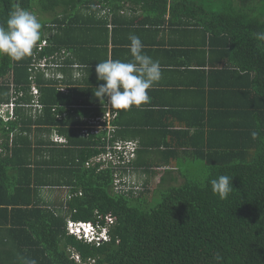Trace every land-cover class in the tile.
I'll return each instance as SVG.
<instances>
[{
  "label": "trees",
  "instance_id": "obj_1",
  "mask_svg": "<svg viewBox=\"0 0 264 264\" xmlns=\"http://www.w3.org/2000/svg\"><path fill=\"white\" fill-rule=\"evenodd\" d=\"M124 2L150 17L169 15L177 24L185 16L197 25L203 22L212 37L224 36L234 50L229 54L239 58L238 81L226 75L220 82L207 115L187 133V150L165 157L175 167L162 170L165 176L157 185L152 178L160 170L139 171L136 161L116 179L113 167H85L107 144L124 141L118 138L119 114L109 110L116 130L112 138L107 131L98 141L80 138L88 121L98 118L95 108L82 106L83 98L101 105L104 99L94 91L104 82L70 84L61 93L62 76L49 71L52 59L72 63L62 58L70 50L54 54L45 47L54 28L69 30L82 7L102 11L104 5ZM17 6L54 18L41 23V38L30 56L17 62L0 55V109L6 106L5 113L13 105L0 114L5 155H0V193L12 199L6 202L0 195V264H264V48L254 38L264 31V0H0V24ZM56 8L63 10L55 17ZM50 125H59L53 134L60 140ZM253 131L259 133L255 140ZM139 149L140 143L136 153L154 162L147 158L152 156L148 147L147 153ZM134 174L147 178L140 183ZM221 175L233 178L224 199L213 194L210 183ZM64 188L69 189L65 202L44 200L45 189ZM107 218L112 219L108 241L89 242L67 231L69 220L105 226Z\"/></svg>",
  "mask_w": 264,
  "mask_h": 264
},
{
  "label": "crops",
  "instance_id": "obj_2",
  "mask_svg": "<svg viewBox=\"0 0 264 264\" xmlns=\"http://www.w3.org/2000/svg\"><path fill=\"white\" fill-rule=\"evenodd\" d=\"M109 5L110 7H104L107 6L104 5L102 11L95 10L94 5H89L82 10V13L80 12L81 16L70 25L69 30H66L67 27L63 28L64 25L59 26L62 30L58 27L54 28L51 38L45 40L47 42L45 47L55 49L54 54L61 48L70 50L71 53L64 54L62 58L69 57L68 60L72 63L66 64V61L64 63L61 61L59 64L54 63L52 59L48 61L49 71L56 77L62 76L63 82L59 81V85L65 91L61 93H67L70 84H75V87L77 85L82 87L83 84L96 85V80L98 81L96 64L107 59L130 61L132 57L128 47L129 36L134 34L140 38L144 46L143 53L159 61L162 68L161 80L148 90L147 103L139 108L133 106L129 110H115L107 99H104L101 104L104 109H100L98 100L96 103H87L88 98L84 96L82 106L95 108L97 111L94 113H97V117H104L106 113H111L109 110L118 112L120 117L117 124L118 138L140 143L139 152L147 153L144 148L148 147L149 154L152 156L146 157L153 159L154 162L147 161L137 154L136 168L141 171L148 166L160 170L152 178L154 179L152 183L157 185L165 176L161 173L162 170L175 167L174 161L165 162V157L170 153L187 150V133L190 136L195 131L194 124L207 115L210 104L217 99L220 82L226 79V75L234 79L237 77L239 58L229 54L234 50L230 44L226 43L225 37L221 35L212 37L203 22L197 25L195 24L197 22L185 16L183 20L181 19L183 23L181 25L172 22L169 15L162 19L150 17L139 8L131 7L128 2L121 3L119 6ZM88 10L90 12L85 13ZM49 53L51 57L53 53ZM81 60L87 62L83 63ZM55 64L58 66L53 67ZM61 66L62 69L59 68ZM223 71L226 73L223 74ZM30 106L29 103L27 108H33V105ZM67 107L72 108V106H65ZM59 116L68 118L65 114ZM60 117L57 119L61 120ZM47 128H50L52 135L59 133L60 130L59 125H50ZM13 139L14 134L11 135V144ZM1 144L0 136V155L4 158ZM35 146L34 144V149ZM174 170L173 175L178 179L177 182H180L181 174L177 169ZM132 178L144 183L147 176L134 174ZM132 178L130 176V179ZM3 186L1 184L0 189ZM68 194V188L45 189L43 198L45 201L57 202L60 205L68 198ZM2 196L6 202L12 201L7 194Z\"/></svg>",
  "mask_w": 264,
  "mask_h": 264
},
{
  "label": "clouds",
  "instance_id": "obj_3",
  "mask_svg": "<svg viewBox=\"0 0 264 264\" xmlns=\"http://www.w3.org/2000/svg\"><path fill=\"white\" fill-rule=\"evenodd\" d=\"M41 28L42 25L35 14L19 6L15 7L9 13L6 24H0V55L17 62L30 56L41 38ZM254 38L259 42L258 48H264V31L255 33ZM129 39L128 47L132 57L130 61L107 59L97 63L95 68L98 80L104 83L96 88L94 96L100 100L107 99L115 110H129L133 106L139 108L147 103L148 90L162 78L160 62L143 53L144 46L140 38L133 34L129 36ZM5 108L6 106L1 107L3 110ZM10 108L5 111V114ZM251 135L255 140L259 133L253 131ZM232 179L225 175L212 179L210 183L213 194L221 199L226 198L233 188ZM111 221L112 219L107 218L106 225L102 226L93 221L69 220L67 231L70 235L89 242L108 241ZM73 225L79 229V232H75ZM98 234L100 235L97 238Z\"/></svg>",
  "mask_w": 264,
  "mask_h": 264
},
{
  "label": "built area",
  "instance_id": "obj_4",
  "mask_svg": "<svg viewBox=\"0 0 264 264\" xmlns=\"http://www.w3.org/2000/svg\"><path fill=\"white\" fill-rule=\"evenodd\" d=\"M38 97H35V101L37 102ZM13 105L10 107L12 108ZM4 113L3 109H0V114ZM12 113V111H11ZM13 114V113H12ZM5 116V113L4 115ZM112 113H107L104 117H98L95 119H90L88 125L82 128V136H90L93 134H102L104 132H100L99 129H96L95 132H92L95 126H104L105 130H107L108 137L112 138L115 127L111 123ZM57 137V136H56ZM58 139V137L56 138ZM139 148V143L135 141H116L113 144H107L105 146V150L101 153L100 156L97 157L98 162H103L104 165H112L116 166H125L130 163L132 159L135 158L136 152ZM121 182L120 179L115 181L116 184ZM75 232H79V229L73 225Z\"/></svg>",
  "mask_w": 264,
  "mask_h": 264
},
{
  "label": "rangeland",
  "instance_id": "obj_5",
  "mask_svg": "<svg viewBox=\"0 0 264 264\" xmlns=\"http://www.w3.org/2000/svg\"><path fill=\"white\" fill-rule=\"evenodd\" d=\"M84 9H86V7H82V8H80L79 11L82 13V10H84ZM61 10H63V8H61V9L56 8V12H55V14H54L55 17H56V15H58V14L61 12ZM73 11H74V10H73ZM89 12H90V10L86 11L85 13H89ZM49 14H50V13H47L46 11H42V12H40V13H39V16H37V18H38V20L40 21V23H42L43 21H46L47 19H53V18H54V16H53V17H50V16H49L50 18H48V15H49ZM96 129H99L100 132H106V131H107V130H105L104 126H102V125H100V126H95L94 129L92 130V132H95ZM115 133H116V130H114L113 136L115 135ZM100 135H101V134H93V136H83V139H85V140H89L90 138H95L94 140H95V141H98V139L100 138ZM53 136H54L55 139L57 138L54 134H53ZM66 144H67V142H66ZM100 155H101V153H100L99 155H97V156H95V157L89 159V161H87V162L85 163V167H87V168H97L98 171L106 170L107 167H113V168L115 169V179H116V178H122L121 176H122L123 172H122L121 169H122L124 166H116V167H114V166H112V165H104L103 162H98V161H97V157L100 156ZM136 158H137V153H136V155H135V158L132 159V160L130 161V163L127 164V165H125V166H129L130 164L134 163V162L136 161Z\"/></svg>",
  "mask_w": 264,
  "mask_h": 264
}]
</instances>
